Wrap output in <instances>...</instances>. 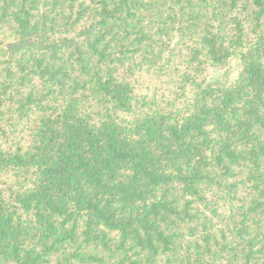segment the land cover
Masks as SVG:
<instances>
[{"label":"trees","instance_id":"obj_1","mask_svg":"<svg viewBox=\"0 0 264 264\" xmlns=\"http://www.w3.org/2000/svg\"><path fill=\"white\" fill-rule=\"evenodd\" d=\"M0 264H264V0H0Z\"/></svg>","mask_w":264,"mask_h":264},{"label":"rangeland","instance_id":"obj_2","mask_svg":"<svg viewBox=\"0 0 264 264\" xmlns=\"http://www.w3.org/2000/svg\"><path fill=\"white\" fill-rule=\"evenodd\" d=\"M225 72L224 67H212L208 69L207 80L209 82L218 81L223 78Z\"/></svg>","mask_w":264,"mask_h":264}]
</instances>
